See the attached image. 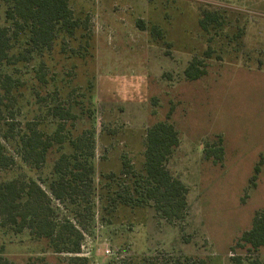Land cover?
Listing matches in <instances>:
<instances>
[{"label": "rangeland", "instance_id": "obj_1", "mask_svg": "<svg viewBox=\"0 0 264 264\" xmlns=\"http://www.w3.org/2000/svg\"><path fill=\"white\" fill-rule=\"evenodd\" d=\"M68 1L79 22L73 34L66 33L69 41L58 36L52 51L28 44L15 51L26 56L15 69H6L20 80L18 100L10 105L13 99L5 98L3 104L16 112L14 122L34 119L47 134L54 132L57 106L78 116L66 123L73 124L74 136L80 124L92 130L94 200L82 201L73 217L68 201L52 198L54 218L69 217L82 232V251L74 255L80 259L70 261L71 254L53 252L49 242L28 232L0 228L1 253L16 264H234L230 249L255 213L264 211V0ZM5 10L0 3V25L7 24ZM208 11L219 13L224 33L235 36L244 29L240 61L212 62L204 56L199 20ZM208 27L217 33L221 28ZM195 55L211 64L206 75L185 80L183 72ZM1 120L0 135L7 133L11 117ZM161 120L179 132L169 168L189 190L186 217L174 223L148 205L121 208L104 189L107 181L117 188L109 178L120 174L125 162L141 169L145 132ZM219 136L224 159L214 164L204 159V147ZM13 155L15 163L0 171V180L22 174L50 192L58 154L39 169L17 151ZM254 256L264 264V248Z\"/></svg>", "mask_w": 264, "mask_h": 264}, {"label": "trees", "instance_id": "obj_2", "mask_svg": "<svg viewBox=\"0 0 264 264\" xmlns=\"http://www.w3.org/2000/svg\"><path fill=\"white\" fill-rule=\"evenodd\" d=\"M0 3L6 5L5 19L8 24L0 25V121L3 115L8 114L11 117L7 133L0 135V171L12 167L15 163L13 152L16 151L22 161L33 169L41 168L48 160L54 159V153L58 154L53 160L54 179L48 186L50 192L36 179L22 174L0 180V228L13 234L28 232L35 239L49 242L53 252L71 254L70 261L73 262L80 259L74 255L82 251L83 235L71 218H54L52 198L68 201L67 205L73 211V217L77 215L82 201L94 200L92 175L95 146L88 132L92 133V130H86L80 124L81 129L75 128L77 134L74 136L70 130L74 127L73 124L69 128L66 123L78 116L73 113L72 108L60 106L53 110L58 119L52 133L47 134L34 119L17 124L14 122L16 112H10L8 104L4 105L3 100L12 98L10 105L18 100L16 92L20 80L15 79L6 69H15L20 59L25 60L26 56L15 51L25 44L52 51L58 36H61V41H69L66 33L73 34L74 27L79 22L68 0H0ZM218 14L208 11L199 20L206 38L204 56L209 61H240L239 48L245 46V31L238 29L235 36L224 33L226 27L219 20ZM211 23L221 27L218 33L211 30L217 28L208 27ZM63 28L65 33L62 32ZM233 28L234 26H230L231 30ZM215 53H218L217 56L212 57ZM198 55L193 56L186 66L183 72L185 80H196L206 75L207 67L211 63L204 62ZM220 55L228 56L221 58ZM254 59L256 64L262 63L261 59ZM39 67L42 69L44 65L40 63ZM180 141L179 132L172 122L161 120L151 124L145 132V152L141 169L134 170L125 162L122 172L113 177L110 175L109 178L116 182L117 188L114 189L109 181L106 182L104 189L107 198H111L113 202L118 200L121 208L130 206L135 210L148 205L159 212L168 223L183 220L188 210V186L169 168V162ZM224 152L223 138L219 136L218 141L212 145L206 143L204 159L211 160L214 164L222 163ZM262 163L263 156L254 168L250 179L251 187L257 184ZM128 176H133L130 184L127 182ZM78 223L81 225V222ZM262 248L264 211H257L251 227L240 235L230 249L234 253L231 259L234 264H261V260L254 255ZM239 253H244L247 259L242 258ZM0 264L16 263L5 257L0 250Z\"/></svg>", "mask_w": 264, "mask_h": 264}]
</instances>
